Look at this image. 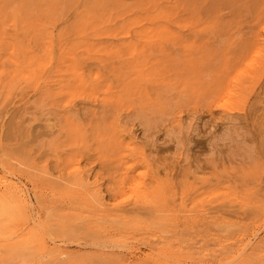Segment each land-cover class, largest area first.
<instances>
[{
    "label": "rangeland",
    "instance_id": "374dc122",
    "mask_svg": "<svg viewBox=\"0 0 264 264\" xmlns=\"http://www.w3.org/2000/svg\"><path fill=\"white\" fill-rule=\"evenodd\" d=\"M2 174L0 264H264V0H0Z\"/></svg>",
    "mask_w": 264,
    "mask_h": 264
},
{
    "label": "bare ground",
    "instance_id": "6f19581e",
    "mask_svg": "<svg viewBox=\"0 0 264 264\" xmlns=\"http://www.w3.org/2000/svg\"><path fill=\"white\" fill-rule=\"evenodd\" d=\"M47 6V5H46ZM33 9V8H32ZM68 9V8H67ZM11 10V9H10ZM77 11V10H76ZM110 14V13H109ZM171 14V13H170ZM68 20V19H67ZM65 22V21H64ZM5 27V26H4ZM133 29V28H132ZM25 33V32H24ZM75 33V32H74ZM245 33V32H244ZM243 32H239L237 35H235L234 37H237L238 39H241V35L242 34H244ZM220 36H226V35H220ZM187 38V37H186ZM233 44V43H232ZM243 45V44H242ZM241 44H240V42L239 43H237L236 44V46H240L241 48H243V50H241V51H243V52H245L247 49H244V47L242 46ZM250 56H249V59H248V63L249 64H252L253 63V56L254 55H258V51H259V46L258 47H255V44H251L250 46ZM176 49V48H175ZM176 52V51H175ZM213 54H214V56L217 54V51L215 50V51H213ZM227 54H228V48H226L225 49V51L223 52V54H222V56L218 59V61H220V64H219V69L220 70H224V68H225V66H226V61L228 62V56H227ZM248 54V50H247V52H246V55ZM241 55H238V58L237 59H241ZM78 63V62H77ZM239 64V63H238ZM63 67H65V66H63ZM50 69V68H49ZM114 69V68H113ZM57 72V71H56ZM47 73H48V71H47ZM44 75V74H43ZM44 77V76H43ZM49 77V76H48ZM59 77V76H58ZM41 81H42V79H41ZM54 82V81H53ZM68 83V82H67ZM70 83V82H69ZM46 84H47V82H46ZM51 85H53V83H51ZM40 86H41V84H40ZM2 87V86H1ZM20 87V86H19ZM39 87V86H38ZM50 87V86H49ZM38 90V89H37ZM43 90V89H42ZM230 90H231V84H227L226 85V91H225V95H224V97H226L227 96V94L230 92ZM36 91V90H35ZM46 91V90H45ZM47 92V91H46ZM45 92V93H46ZM24 93V92H23ZM22 93V94H23ZM42 93V92H41ZM6 94V93H5ZM34 94V93H33ZM38 95V94H37ZM39 95H40V93H39ZM42 95V94H41ZM51 95V94H50ZM56 95V94H55ZM29 98L30 97H28V100H29ZM50 98V97H49ZM16 99V98H15ZM44 99V98H43ZM47 98H45V100H46ZM58 99V98H57ZM47 101V100H46ZM50 101V100H49ZM26 103V102H25ZM216 105V104H215ZM21 107V106H20ZM55 107V106H54ZM50 108V107H49ZM45 109H48V108H45ZM54 109V108H53ZM52 110V109H51ZM48 111H49V109H48ZM42 112H43V110H42ZM53 115V114H52ZM75 116V115H74ZM54 117V116H53ZM64 118V120L66 121V124L65 125H67L68 126V130H70V131H73V132H75V131H77V129H76V126L75 125H73L72 124V120H70L67 116H63ZM30 118V117H29ZM48 118H50V117H48ZM55 118V117H54ZM47 119V118H46ZM69 119V120H68ZM102 119V118H101ZM48 121H50V120H48ZM47 122V121H46ZM55 126V124H45L43 127H44V129L42 130V131H40V135H47L48 137H50V138H46V139H44V137H41V136H39V138L42 140H40L39 141V144H37L38 145V147L39 146H42L43 148H47V147H50V146H52L51 148L53 149V150H56V148L59 146V145H62L63 144V140H59V138L58 137H56L55 136V130H53V127ZM67 126H65V128H66V130H67ZM95 126V125H94ZM99 126V125H98ZM97 126V127H98ZM93 127V126H92ZM91 127V128H92ZM25 129V128H24ZM60 129H64V127L63 126H61L60 127ZM65 130V129H64ZM29 131V130H28ZM87 132V131H86ZM65 134L64 135H67L66 137H68L67 138V141H71V138L74 136V135H76V134H74V135H72L70 132H64ZM39 134V133H38ZM59 136V135H58ZM122 136V135H121ZM27 137V136H26ZM132 137V136H131ZM38 138V137H37ZM82 140V139H81ZM130 140V139H129ZM133 140V139H132ZM16 141V140H15ZM24 143V142H23ZM3 145V144H2ZM16 145V144H15ZM6 148V147H5ZM17 148H18V146H17ZM2 149V148H1ZM22 149L23 150H25L27 153H31L30 151H31V149L28 147V146H25V147H22ZM50 149V148H49ZM48 149V150H49ZM21 150V149H20ZM42 150H44V149H42ZM15 151V150H14ZM135 151V150H134ZM16 152V151H15ZM19 152V151H18ZM41 152V151H40ZM44 152V151H43ZM49 152V151H48ZM38 153V152H37ZM64 153V152H63ZM22 154V153H21ZM40 154V153H39ZM41 154H43V153H41ZM52 156V155H51ZM55 158V157H54ZM55 160V159H54ZM67 160V162L69 163V164H71L72 163V159H69V158H67L66 159ZM59 161V160H58ZM56 164H59V162L58 163H56ZM3 169V168H2ZM57 170V169H56ZM43 171V170H42ZM11 173V172H10ZM43 173V172H42ZM4 174V173H3ZM2 174V175H3ZM0 175L1 177H0V205L2 204V206H0V219H1V221L0 222H2L3 221V219H8V221L9 220H11V221H13L12 220V215L14 214L13 212V210H14V208H13V206L12 205H9V204H6V201H2V200H6V196L8 197H10V196H16V194L18 193V191L16 190L17 188H19L18 186H16L15 184H12V183H9L8 182V180H7V173L5 174V175ZM9 175H11V174H9ZM8 175V176H9ZM13 176V175H12ZM156 176V175H155ZM14 177V176H13ZM9 178V177H8ZM12 178V177H11ZM161 180V179H160ZM166 180V179H165ZM20 182V181H19ZM56 182H58V181H56ZM59 183V182H58ZM161 183V182H160ZM31 194V193H30ZM162 194V193H161ZM19 197H21L20 195H18ZM17 197V196H16ZM160 198V197H159ZM17 201L19 202V204L22 206V207H25L26 205L25 204H23L22 202V199H18L17 198ZM29 201V200H28ZM121 202H123V201H121ZM23 211H25L24 209H23ZM28 213V212H27ZM34 214V213H33ZM35 215V214H34ZM17 216V215H16ZM37 216V215H36ZM32 217V216H31ZM40 217V216H39ZM38 217V218H39ZM37 218V219H38ZM33 219V218H32ZM28 220V219H27ZM35 220V218L33 219V221ZM5 221V220H4ZM40 221V220H39ZM38 221V222H39ZM41 221H42V219H41ZM41 221L39 222V223H41ZM30 222H32V221H30ZM38 222H35L34 224H36V227L38 226V225H40ZM3 223H5V222H3ZM13 223V222H12ZM12 223L11 222H8V224L6 225V226H4V228L2 229V230H0V247H2V248H4L3 250H5V249H7V250H10V252H14L15 254H18V255H21V254H24V253H27V252H29L31 249L33 250L34 249V251L35 252H37V250H36V247L38 248V243L37 242H34L32 239H30L29 237L27 238V236L25 237L24 236V233H25V229H23V228H19L18 226H13L12 225ZM42 223H45V222H42ZM41 223V224H42ZM50 224V223H49ZM43 225V224H42ZM42 225H40L39 226V228L42 226ZM46 225V224H45ZM35 227V226H34ZM43 227V226H42ZM31 228V227H30ZM45 228V227H44ZM36 229L37 228H35V231H36ZM43 230V229H42ZM42 230H40V231H42ZM47 230V229H46ZM37 232L38 234L40 233V236H42L41 235V232ZM44 231V230H43ZM71 232V231H70ZM43 233V232H42ZM46 233V232H45ZM48 233V232H47ZM72 233V232H71ZM32 234H35V233H32ZM26 235V234H25ZM35 235H37V234H35ZM34 235V236H35ZM24 236V237H23ZM43 237V236H42ZM47 238V237H46ZM254 238V237H253ZM43 239V238H42ZM253 241V240H252ZM67 242V241H66ZM95 244V243H94ZM100 244V243H99ZM36 245H38V246H36ZM51 245V244H50ZM57 245V244H56ZM92 245V244H91ZM102 245V244H101ZM107 244H105V245H103L104 247L106 246ZM115 245V244H114ZM59 246V245H58ZM109 246V245H108ZM116 246V245H115ZM114 246V247H115ZM119 246V245H118ZM122 246V245H121ZM125 246H127V245H125ZM124 246V247H125ZM129 246V245H128ZM131 246V245H130ZM129 246V247H130ZM49 247V246H48ZM51 247H52V245H51ZM95 247V246H94ZM110 247V246H109ZM133 247V246H132ZM132 247H130V248H132ZM54 248V247H53ZM92 248V247H91ZM122 248V247H121ZM126 248H128V247H126ZM134 248V247H133ZM47 249L48 248H41V247H39L38 248V250L39 251H41V254H43L44 252H47ZM57 249L58 248H55V249H50V251H56V253H60L61 251H59V252H57ZM113 249V248H112ZM135 249V248H134ZM29 250V251H28ZM49 250V249H48ZM124 250V249H123ZM129 250V249H128ZM138 250V249H137ZM145 250V249H144ZM245 250V249H244ZM132 251V250H131ZM154 251V250H153ZM9 252V251H8ZM133 252V251H132ZM150 252V251H149ZM149 252H148V254H149ZM4 253V252H3ZM55 253V254H56ZM63 253V252H62ZM61 254V253H60ZM147 254V255H148ZM151 254V253H150ZM159 254V253H158ZM238 254V253H237ZM5 255V254H4ZM98 255V254H97ZM151 255H153V254H151ZM157 255V254H156ZM160 255V254H159ZM162 255V254H161ZM134 256V255H133ZM145 256V255H144ZM154 256V255H153ZM153 256H151V257H153ZM165 257H167V256H165ZM239 257V256H238ZM147 258V257H146ZM161 258V257H160ZM160 258H158V259H160ZM115 259H116V257H115ZM152 259V258H151ZM154 259V258H153ZM156 259V258H155ZM154 259V260H155ZM171 259V258H170ZM157 260V259H156ZM161 260V259H160ZM160 260H158V261H160ZM165 261V260H164ZM167 261V260H166ZM169 261V260H168ZM167 261V262H168ZM178 261V260H177ZM24 262V261H23ZM171 262L172 261H170V264H171ZM230 262H237L236 261V259H232V261H230ZM25 263V262H24ZM166 263V262H165ZM169 263V262H168ZM174 263H175V261H174ZM174 263H172V264H174ZM224 263V262H223ZM137 264V263H136ZM177 264V263H176ZM184 264V263H183ZM194 264V263H193ZM217 264V263H216Z\"/></svg>",
    "mask_w": 264,
    "mask_h": 264
}]
</instances>
